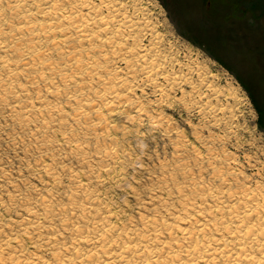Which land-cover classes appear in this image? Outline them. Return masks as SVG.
<instances>
[{
    "label": "bare ground",
    "instance_id": "1",
    "mask_svg": "<svg viewBox=\"0 0 264 264\" xmlns=\"http://www.w3.org/2000/svg\"><path fill=\"white\" fill-rule=\"evenodd\" d=\"M157 9L153 0H0V106L12 108L10 123L33 129L32 139L46 146L53 139L49 131L69 118L60 107L62 98L75 123L102 125L101 132L109 127L103 110L122 115L130 103L142 116L149 107L158 111L176 100L204 126L221 129L225 139L247 132L248 98L206 60L172 40ZM139 90H150L155 100L143 103ZM74 128L61 132L64 142L75 145L70 152L86 154ZM96 153L110 162L90 174L69 166L75 189L66 207H54V195L59 196L54 192L35 203L24 199L28 217L19 229L37 253L12 258L14 264H264V184L243 176L233 160L226 169L215 166L214 179L232 176L221 179L219 188L182 183L172 175L144 202L137 220L122 221L100 190L103 178L114 174L110 163L120 158L118 150L100 146ZM34 167L54 185L67 173L62 167L55 173L40 158ZM15 197L12 193L10 201ZM56 220L59 230L52 227Z\"/></svg>",
    "mask_w": 264,
    "mask_h": 264
},
{
    "label": "rangeland",
    "instance_id": "2",
    "mask_svg": "<svg viewBox=\"0 0 264 264\" xmlns=\"http://www.w3.org/2000/svg\"><path fill=\"white\" fill-rule=\"evenodd\" d=\"M153 2L158 6L157 16L165 20L164 30L172 40L179 41L183 49L192 50L194 55H198L203 61L206 60L205 62H208L215 72H220L224 81L234 83L240 88L241 94L248 98V111L244 120L246 119L249 129L247 132H240L238 138L225 139L222 137L225 135L221 129L204 126L197 115L189 112L182 103L172 100L170 105H164L163 109L158 111L155 107L153 110L149 107L146 115L142 116L131 109L130 103L124 106L125 113L122 115L110 116L103 110L109 127L106 132H101L102 125L94 127L93 123L87 121L88 125L82 124L84 126L81 128V123H75L71 118L74 114L71 107L67 104L66 98L65 101L62 98L60 107L63 106L69 118L64 121L65 124H61L62 126L59 124L54 127L52 133L49 131L53 139L49 143L50 146L48 144L46 147L37 139H32L30 134L34 132L33 129L24 130L17 123L12 121L10 123L7 115L12 108L1 105L0 170L5 173L3 175L0 172L2 198L0 227L3 229V232H0V264H14L13 259L17 261L37 253L36 246L19 229L23 221L25 222L24 218L28 217L26 213L29 205L26 206L24 199L33 200L35 203L54 192L53 194L59 195L58 197L54 195V207H66L68 194L73 193L75 189L74 183L67 176L68 171L76 169L90 174L94 168L95 171L102 164L110 162L97 155L96 151L100 146H113L119 153L118 161L110 163L115 170L114 174L112 172L111 176L105 175L107 178L104 176L105 181L100 190L104 193L101 197L108 203V209L119 213L122 221L131 218L137 220L145 211L147 204L144 202H148L152 193L159 191L164 179H170L172 175H178L177 179L182 183H197L198 187L210 184L219 188L224 178L231 175L225 174L226 177L223 175L214 179L215 166L216 169H226L228 168L226 163L233 160L232 166L240 170L243 176L264 184V0H153ZM57 60L58 58L55 59ZM26 82V79L21 80L22 84ZM40 86H35V90L37 91ZM146 93L139 90L136 95L143 103L150 102L151 98L155 100V95L150 90ZM179 96L178 93L177 97ZM5 120H8V123ZM70 127L74 128L73 133H80L81 136L78 134L80 138L76 135L78 136L76 140L84 142L88 151L85 150L86 154L77 155L70 152L75 145L64 142L61 132ZM85 127L87 130H83ZM78 128L80 130H77ZM214 152L217 156H214ZM80 157L81 159H78ZM38 158L51 164L55 173H62V168L66 170V175L62 174L57 180L61 187L57 183L54 185L53 178L44 171L37 170L34 173ZM227 171L229 172L228 169ZM221 179L224 180L221 182ZM237 185L233 182L232 187L236 188ZM15 190L17 192H14ZM10 193L17 195L13 202L10 201ZM57 220L53 221L55 223L52 227L59 230L60 224ZM66 233L68 232L64 234ZM45 256L50 255L45 252ZM9 259L12 261L9 262Z\"/></svg>",
    "mask_w": 264,
    "mask_h": 264
}]
</instances>
